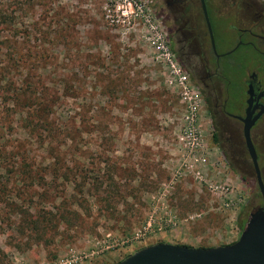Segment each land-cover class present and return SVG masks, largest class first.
Instances as JSON below:
<instances>
[{"label":"rangeland","instance_id":"rangeland-1","mask_svg":"<svg viewBox=\"0 0 264 264\" xmlns=\"http://www.w3.org/2000/svg\"><path fill=\"white\" fill-rule=\"evenodd\" d=\"M14 1L16 26L0 27V264H60L70 255L80 258L74 264H115L159 241L237 239L261 205L241 126L203 109L170 47L166 0H139L140 9ZM160 44L200 99L194 153L179 139L185 107ZM239 74L227 78L234 114ZM35 92L47 104L38 113ZM258 152L261 168L264 145Z\"/></svg>","mask_w":264,"mask_h":264},{"label":"flooded vegetation","instance_id":"flooded-vegetation-1","mask_svg":"<svg viewBox=\"0 0 264 264\" xmlns=\"http://www.w3.org/2000/svg\"><path fill=\"white\" fill-rule=\"evenodd\" d=\"M202 2L205 13L200 0L165 1L168 9V27H165L169 44L177 61L198 89L203 109L209 111L213 119H233L242 128L241 121L232 115L244 116L249 84L252 88L251 105H256L253 114L264 103V0ZM232 71L240 73L234 78H240L243 90L242 104L237 114L229 110L236 104V95L229 90L230 80H227L231 78ZM263 117L264 113L249 129L257 164L260 157L258 147L264 145V125L260 124ZM259 170L263 180L264 167H259Z\"/></svg>","mask_w":264,"mask_h":264},{"label":"water","instance_id":"water-1","mask_svg":"<svg viewBox=\"0 0 264 264\" xmlns=\"http://www.w3.org/2000/svg\"><path fill=\"white\" fill-rule=\"evenodd\" d=\"M202 10L205 13L203 2ZM207 30L214 51L213 38L207 21ZM244 116L232 115L242 123L241 135L247 151L254 179L261 198V205L248 213L247 219L234 241L223 245L193 247L169 242H157L138 248L115 264H264V182L256 160V152L250 139L249 129L264 113V103L252 106V88L246 89Z\"/></svg>","mask_w":264,"mask_h":264},{"label":"built area","instance_id":"built-area-1","mask_svg":"<svg viewBox=\"0 0 264 264\" xmlns=\"http://www.w3.org/2000/svg\"><path fill=\"white\" fill-rule=\"evenodd\" d=\"M109 3L116 4V8L134 6L137 9H140L141 7L139 0H109ZM122 12H126V9L123 8ZM157 47L160 48L166 54V59L168 60L170 65V73H172L173 77L176 78L180 98L184 103L185 107L184 118L187 122V125L183 128V131L180 133L179 139L182 141L183 145H185L189 153H194L200 148L201 145L198 130L193 125V122L196 118V113L200 106V99L198 93L196 92V90H193L192 85L188 83L187 76L181 71L176 61H173L172 58L169 57L172 54L167 45L163 46L162 44H160ZM200 159L202 161L205 160L204 157ZM224 204L227 205V202H225ZM78 259H80L78 256L70 255L69 258H64V260H60V264H74L77 262Z\"/></svg>","mask_w":264,"mask_h":264},{"label":"trees","instance_id":"trees-1","mask_svg":"<svg viewBox=\"0 0 264 264\" xmlns=\"http://www.w3.org/2000/svg\"><path fill=\"white\" fill-rule=\"evenodd\" d=\"M14 3H16V1H14V0H0V27H2V28L6 27L7 29H11L12 27L14 28V26H16V22L14 21V17L16 16V12H15L16 10L14 8ZM9 55H10V58L13 59L14 61H18L19 59H21V56L17 52H13ZM104 63H105V59H101V62H98V64H96V66L98 67V69L104 71V69H106ZM101 73L102 72H98V75L100 76ZM94 78H95V76H94ZM108 82H109V78H108ZM104 87H107V89H109L108 86H104ZM12 99L15 100L16 98H12ZM28 99L29 98L26 97V98H19L18 100H21V101H24L27 103ZM32 100L35 101V104L33 106L34 112L38 113L37 112L38 109H39V111L46 110L47 104L40 98V96L38 94L36 95V92L32 94ZM31 106L32 105H30V107ZM43 121H46V120L43 119ZM211 140L214 143H218V141H219L217 136H216L215 131H213L211 134ZM222 153H223L227 163L229 165H231L230 164L231 162H230L229 157L226 154V152L224 150H222ZM159 242H162V241H159ZM181 245L191 246V245H186V244H181ZM221 245H223V244H221ZM197 247H209V246H197ZM1 253L3 255V252H1Z\"/></svg>","mask_w":264,"mask_h":264}]
</instances>
